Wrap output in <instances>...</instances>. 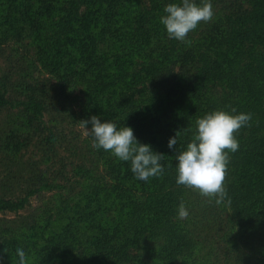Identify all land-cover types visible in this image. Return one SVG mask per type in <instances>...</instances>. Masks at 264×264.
<instances>
[{
	"label": "trees",
	"instance_id": "1",
	"mask_svg": "<svg viewBox=\"0 0 264 264\" xmlns=\"http://www.w3.org/2000/svg\"><path fill=\"white\" fill-rule=\"evenodd\" d=\"M168 2L0 0V110L11 113L0 145L8 155L27 136H48L55 151L48 113L81 128L95 114L131 126L163 165L140 180L130 161L95 148L88 134L91 166L74 170L81 190L65 174L51 181L36 172L24 196L0 194V214L18 215L31 196L58 189L56 215L0 229V264H20L18 247L24 264H264V0H212V18L186 40L170 38L160 22ZM214 109L251 114L235 132L220 203L176 183V154Z\"/></svg>",
	"mask_w": 264,
	"mask_h": 264
},
{
	"label": "clouds",
	"instance_id": "2",
	"mask_svg": "<svg viewBox=\"0 0 264 264\" xmlns=\"http://www.w3.org/2000/svg\"><path fill=\"white\" fill-rule=\"evenodd\" d=\"M160 22L170 38L186 40L187 34L198 23L213 16L212 0H170L164 5ZM251 119L250 113L214 109L197 118L196 131L184 150L176 154V183L198 189L205 196H213L220 203L228 196L224 179L228 167L229 152L239 148L235 135ZM88 134L93 138L95 148L110 150L118 159L130 161L132 173L140 180L159 175L163 171L160 163L162 153L153 149L150 143L138 140L134 129L115 120H103L91 115L81 120ZM91 124V127L87 125ZM177 144L176 135L168 140V147ZM179 218L189 215L183 201L177 208ZM20 264H24V250L18 247Z\"/></svg>",
	"mask_w": 264,
	"mask_h": 264
},
{
	"label": "rangeland",
	"instance_id": "3",
	"mask_svg": "<svg viewBox=\"0 0 264 264\" xmlns=\"http://www.w3.org/2000/svg\"><path fill=\"white\" fill-rule=\"evenodd\" d=\"M6 56V54H3ZM0 53V66L7 67L5 58ZM49 78L45 73L41 75L40 80ZM11 113L7 110H0V127L6 128L8 118ZM9 116V117H10ZM62 116L56 115V112L45 116L47 125L54 130L57 139L55 151L54 147L44 138L48 136H27L20 139L21 146L16 155H8L6 148L0 145V194H7L8 197L24 196L28 186V180L33 178V174L43 172L53 180L54 174L61 173L68 180L70 186H74L76 192L81 190L77 184L74 170L79 164L91 166L92 155L85 151V140L88 139V132L85 128L79 126H70L68 121L61 119ZM1 129V130H2ZM8 131L1 132L0 143L6 142ZM102 171V169L100 170ZM69 191V190H67ZM62 189L64 195L67 192ZM71 191V190H70ZM58 189L54 191L44 190L31 196V205L18 215L12 213L0 214V229L10 227H20L23 224H33L37 219L56 215L57 209L54 206Z\"/></svg>",
	"mask_w": 264,
	"mask_h": 264
}]
</instances>
